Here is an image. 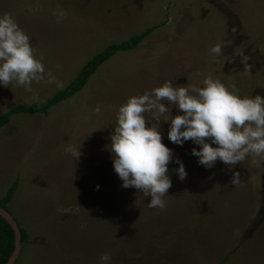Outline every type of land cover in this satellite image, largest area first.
<instances>
[{
	"label": "rangeland",
	"instance_id": "1",
	"mask_svg": "<svg viewBox=\"0 0 264 264\" xmlns=\"http://www.w3.org/2000/svg\"><path fill=\"white\" fill-rule=\"evenodd\" d=\"M58 10L64 12L59 22ZM4 12L28 35L34 54L43 53L45 69L62 87L107 44L159 25L136 48L118 51L98 66L80 90L47 115L15 113L0 128V197L18 177L8 209L17 219H26L23 225L32 235L16 264H64L61 255L70 251L76 257L72 262L90 264L92 258V264H100L99 254L107 252L119 263L125 255L118 254L134 247L140 235L158 234V224L166 229L157 242L159 236L164 241L157 252L142 257L143 264H264V163L253 164L246 156L231 170L220 161L205 168L190 154L198 145L167 139L165 121L158 129L161 142L186 172L178 179L177 165L170 160L172 183L163 198L165 208H147L146 196L121 187L113 175L97 180L95 201L105 200L101 193L112 194L104 210L100 206L86 212L92 177L107 168L114 173L109 133L117 106L128 96L165 80L173 86H200L203 76L211 75L225 86L234 85L240 95L264 97V0H0ZM215 43L222 45L218 56L208 53ZM241 54L248 57V72ZM32 89L42 101L60 88L33 82ZM33 101L22 87L0 86V114ZM97 105L99 113L92 111ZM170 114L177 109L170 108ZM68 144L79 145L78 158L64 152ZM231 171L240 174L237 186L229 183ZM58 208L69 211L61 214ZM34 221L40 224L37 231ZM116 233L118 239L129 240L117 248L99 247L106 234Z\"/></svg>",
	"mask_w": 264,
	"mask_h": 264
},
{
	"label": "clouds",
	"instance_id": "2",
	"mask_svg": "<svg viewBox=\"0 0 264 264\" xmlns=\"http://www.w3.org/2000/svg\"><path fill=\"white\" fill-rule=\"evenodd\" d=\"M63 16V10H58L57 22ZM221 50V43H215L208 53L218 56ZM34 53L28 35L14 17L8 12L0 13V86L8 87L11 83L22 87L38 101L33 82L54 84L58 89L63 82L45 69L43 53L39 56ZM247 60V56L240 55L244 72L249 70ZM172 107L177 114H170ZM100 110L99 105L92 109L96 113ZM145 113L149 114L147 118ZM145 121H151L147 127ZM160 121L168 123L166 136L170 142L181 145L191 140L199 146L193 147L190 154L205 168L220 161L231 170L246 156L252 157L253 164L264 163V97L240 95L234 85L225 86L211 75L203 76L200 86H173L171 80H165L159 86L128 96L117 106L107 145L121 187L131 186L150 197L145 204L147 208L163 210L166 206L163 198L170 187L167 164L173 157L171 149L161 142ZM78 148L79 145L68 144L64 152L74 160L80 155ZM173 162L177 165L174 169L177 178L183 180L186 172L182 162L179 159ZM229 183L233 186L241 183L238 171H231ZM57 211L64 214L69 209ZM99 262L111 264L110 254L100 253Z\"/></svg>",
	"mask_w": 264,
	"mask_h": 264
},
{
	"label": "trees",
	"instance_id": "3",
	"mask_svg": "<svg viewBox=\"0 0 264 264\" xmlns=\"http://www.w3.org/2000/svg\"><path fill=\"white\" fill-rule=\"evenodd\" d=\"M159 26V25H158ZM157 25H153V26H149L146 27L145 29L141 30L138 33L132 34L130 35L128 38L120 40V41H114L111 42L109 44H107L104 48H102L100 51H98L97 53H95L94 55H92L89 59H87L83 65L79 68L78 72L76 73V75L73 77V79H71L64 87L60 88L59 90H57L56 92H54L52 95H50L49 97L45 98L42 101H33L27 104H16L14 106H11L10 108H8L6 111L2 112L0 114V128L8 121V118L15 114V113H26V114H43V115H47L49 109L56 105L57 103H59L62 100H65L69 97H71L73 94H75L78 90H80L83 85L86 83V81L88 80V78L96 71V69L98 68V66H100L103 62H105L108 58H110L112 55H114L116 52L118 51H124V50H130V49H134L136 48L155 28L158 27ZM168 173L171 170L172 167V161H169L168 164ZM113 175H116L115 173H113L110 169L107 168L106 172H102V173H96V176H93V182H94V187L90 186V209L86 211V209H84L82 212L86 211V212H96L98 211V209L101 206L102 211L104 210V204L107 202L106 200L110 199V196L112 194H109L106 197V194H102L101 196L105 198L104 201H101L100 198L98 200L100 201H95V197H97L96 195H98L97 193V180H101V178H103V182H105L106 180H108L110 177H113ZM169 176V174H167ZM117 176V175H116ZM169 178L171 179V175L169 176ZM170 183H172V181L170 180ZM19 186V179L18 177L14 178L10 184L8 185V187L6 188L4 194L0 197V205L2 207H4L5 209H8V205L11 204V201L13 199V196L16 192V190L18 189ZM129 189H132L131 186L128 187ZM142 197V196H141ZM143 198V197H142ZM150 197L146 196V200H148ZM140 207H142V204L139 205ZM110 210L112 207H108ZM152 209L148 210L146 213L147 214H152L151 212ZM130 210H128L127 212L121 214V212H119L121 215V217L123 215H125L126 213H128ZM10 212V211H9ZM81 217L82 214L80 213ZM128 215V214H126ZM14 217V216H13ZM19 217V216H18ZM109 217V216H108ZM20 227V241H21V250H20V254L18 255L16 261L14 264H16L23 255H25V249H24V245L27 244V242L30 240L31 238V231L29 230V227L26 225H23V223L26 224V219L25 218H21L17 219L16 217H14ZM141 219V218H140ZM34 220V219H32ZM145 223H147V221H145ZM27 224H31L32 225V221L29 220L27 222ZM78 224V221H77ZM33 225L35 227V230L37 231V226L40 225L37 221L33 222ZM158 229H159V233L158 234H145V235H140L138 238L139 242L134 243L135 244V248L137 249L135 251H132L131 249H134L133 246H130V249L126 252L121 251L119 255H125L124 260L122 259L119 263L117 259H114V262L111 261V264H131L132 262H140L143 264V256L146 255H151L152 252H157L158 248H157V244H160L164 241L163 237L159 236V243L157 242V237L158 235H161V232H164L166 227L165 225L162 226L160 224L157 225ZM178 226V225H177ZM34 232V231H33ZM114 235V236H113ZM108 235L106 234V237L103 241H101L99 243V247L102 249L104 247L107 246H113V247H120L119 242L120 241H127L129 239H127V237H121L120 239H118L120 236H118V233ZM119 240V241H118ZM141 241V243H140ZM122 244L124 245V243L122 242ZM127 244H129L127 242ZM14 247V233L13 230L11 228V226L9 225V223L0 215V264H5V262L7 261L10 253L12 252ZM141 248V249H140ZM73 251H70L69 253L65 254V255H61L64 259V264H82L83 262L77 260L75 262H72V260L74 258H76L73 255ZM129 253V254H128ZM132 253V254H131ZM134 253H137L138 258L136 259V255ZM136 259V260H135ZM88 263V261H87ZM93 263L92 258H90V264ZM58 264H62V263H58ZM89 264V263H88ZM137 264V263H135Z\"/></svg>",
	"mask_w": 264,
	"mask_h": 264
},
{
	"label": "water",
	"instance_id": "4",
	"mask_svg": "<svg viewBox=\"0 0 264 264\" xmlns=\"http://www.w3.org/2000/svg\"><path fill=\"white\" fill-rule=\"evenodd\" d=\"M0 215L9 223L14 233V247L5 264H14L21 250L20 227L12 214L1 205Z\"/></svg>",
	"mask_w": 264,
	"mask_h": 264
}]
</instances>
